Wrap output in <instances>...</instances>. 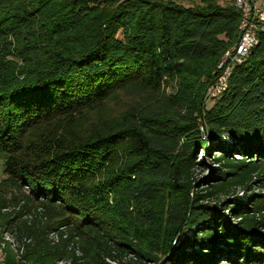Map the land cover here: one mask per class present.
<instances>
[{
  "label": "trees",
  "instance_id": "1",
  "mask_svg": "<svg viewBox=\"0 0 264 264\" xmlns=\"http://www.w3.org/2000/svg\"><path fill=\"white\" fill-rule=\"evenodd\" d=\"M238 24L232 0H0V229L22 257L264 264V31L203 106Z\"/></svg>",
  "mask_w": 264,
  "mask_h": 264
},
{
  "label": "rangeland",
  "instance_id": "2",
  "mask_svg": "<svg viewBox=\"0 0 264 264\" xmlns=\"http://www.w3.org/2000/svg\"><path fill=\"white\" fill-rule=\"evenodd\" d=\"M183 5H191L194 3H198L199 0H178ZM220 5H226L229 3V0H218ZM233 2V0H232ZM231 3V1H230ZM231 46H229L226 50H228ZM225 50V51H226ZM225 53V52H224ZM223 55L221 56L219 62L216 65V69L218 70V75L221 74L226 68L228 61H223ZM223 70V71H222ZM227 70V69H226ZM225 70V71H226ZM217 79V78H216ZM216 79L207 85L205 92H204V107L209 108L212 105V95L214 94V91L212 90V86L215 83ZM171 88H168L166 92H170ZM140 94H136L134 92H120L116 93L113 97L110 98L109 101L105 103L102 109L100 110H94L90 113H87L86 115V121L82 122L78 125V129L83 134L95 130V128L105 127V123L108 125H112L114 122H118L120 120V117L124 110L128 107V104L130 99L133 97L134 99L140 98ZM82 119V118H81ZM82 125V126H81ZM212 156L209 158H206L202 152L199 151L198 153V160H201L205 163V169L201 172H196L197 175L200 176H207L210 174L211 170L215 168V164L211 161ZM4 177L2 173V156L0 154V180ZM157 210H160L157 208ZM11 211V209H9ZM34 214L31 212L29 215L24 214L22 216V219H26L28 223L31 224L30 221H34L36 226H40L44 224L45 222L41 217L36 216L34 218ZM21 218H17L20 220ZM3 220L0 219V225L2 224ZM49 240L52 241V243L58 242V232L52 231L49 235ZM26 242H29V240H26ZM19 243L17 242V238L15 233H12L10 229L2 228L0 229V264H51L53 261L55 264H71L70 261L73 258H78L81 255V251L78 248V244H72L67 249H61V252L59 254L60 258H49L47 256L33 258V257H22V248H18ZM131 256L127 257L130 258ZM128 262V261H127ZM129 264H135L130 263ZM83 264V263H81Z\"/></svg>",
  "mask_w": 264,
  "mask_h": 264
},
{
  "label": "built area",
  "instance_id": "3",
  "mask_svg": "<svg viewBox=\"0 0 264 264\" xmlns=\"http://www.w3.org/2000/svg\"><path fill=\"white\" fill-rule=\"evenodd\" d=\"M233 3L239 12L238 40L224 53L223 61H228L227 70H222L213 84V98L226 87L231 69L240 64L256 44L257 33L264 31V0H233Z\"/></svg>",
  "mask_w": 264,
  "mask_h": 264
}]
</instances>
